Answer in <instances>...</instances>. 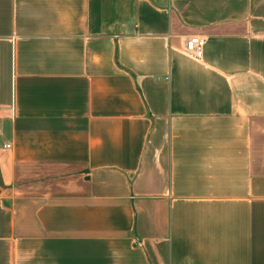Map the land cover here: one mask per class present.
I'll use <instances>...</instances> for the list:
<instances>
[{
    "label": "crops",
    "instance_id": "crops-1",
    "mask_svg": "<svg viewBox=\"0 0 264 264\" xmlns=\"http://www.w3.org/2000/svg\"><path fill=\"white\" fill-rule=\"evenodd\" d=\"M0 264H264V0H0Z\"/></svg>",
    "mask_w": 264,
    "mask_h": 264
},
{
    "label": "built area",
    "instance_id": "built-area-1",
    "mask_svg": "<svg viewBox=\"0 0 264 264\" xmlns=\"http://www.w3.org/2000/svg\"><path fill=\"white\" fill-rule=\"evenodd\" d=\"M205 43L206 40L203 36H189L185 41L183 52L190 57L200 59L203 56ZM7 147H10V144H7Z\"/></svg>",
    "mask_w": 264,
    "mask_h": 264
}]
</instances>
